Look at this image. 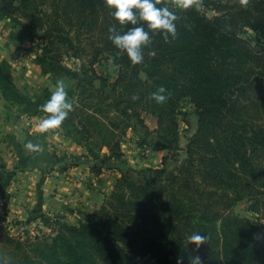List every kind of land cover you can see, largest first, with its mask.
<instances>
[{
  "label": "trees",
  "instance_id": "trees-1",
  "mask_svg": "<svg viewBox=\"0 0 264 264\" xmlns=\"http://www.w3.org/2000/svg\"><path fill=\"white\" fill-rule=\"evenodd\" d=\"M201 3L213 15L195 4L177 13L161 0L157 6L177 16L176 36L166 41L145 26L150 43L134 65L112 44L109 28L123 34L135 26L119 25L104 0L2 1V11L25 22L51 62L76 56L87 32L92 41L81 53L93 78L103 55L118 69L112 83L118 103L83 75L64 84L91 150L114 153L131 120L146 127L149 115L157 144L176 156L186 100L197 128L168 178L135 184L121 173L81 223L58 217L49 236L0 235V264H192L194 257L200 264H264V225L231 213L241 202L264 211V38L252 43L242 35L264 34V0ZM161 86L167 100L158 104L152 93ZM195 234L202 243H191Z\"/></svg>",
  "mask_w": 264,
  "mask_h": 264
},
{
  "label": "crops",
  "instance_id": "crops-1",
  "mask_svg": "<svg viewBox=\"0 0 264 264\" xmlns=\"http://www.w3.org/2000/svg\"><path fill=\"white\" fill-rule=\"evenodd\" d=\"M2 1L0 225L12 218L15 225L27 227L41 222L47 226L54 214L68 223L79 224L85 212L103 203L121 173L135 184L168 178L197 128L191 104L188 103L190 111L185 110L179 120L177 141L181 149L176 156L157 144L158 137L152 132L155 120L149 115L143 117L146 127L134 118L131 120L114 153L105 148L100 152L91 150L70 113L60 126L41 132L40 123L50 114L41 111L40 106L48 101L58 81L72 86L77 75H83L118 103L112 84L116 67L108 63L109 77L100 81L88 70L75 74L76 65H86L83 58L82 62L74 57H66L59 64L51 62L42 55L40 40L30 35L20 18L2 11ZM21 50L23 57L18 55ZM189 115L195 116V126H189ZM133 141L140 151L133 148Z\"/></svg>",
  "mask_w": 264,
  "mask_h": 264
},
{
  "label": "clouds",
  "instance_id": "clouds-1",
  "mask_svg": "<svg viewBox=\"0 0 264 264\" xmlns=\"http://www.w3.org/2000/svg\"><path fill=\"white\" fill-rule=\"evenodd\" d=\"M104 3L112 10L111 15L119 25L135 26L123 34H120L115 27L109 28L111 33L109 39L112 44L122 53H126L134 65L143 61L142 47L150 43L149 31L145 30V26L151 31L159 30L166 41L169 36L173 38L176 36L177 16L167 7H158L161 0H104ZM198 3L199 0H174V6L180 9H187ZM165 92L164 87H159L152 93V99L158 104L164 103L167 100ZM40 108L41 111L50 114L40 123L41 132L60 126L68 117L73 105L67 100V92L62 81L57 82L50 98ZM204 239V236L195 234L191 237V243L198 245ZM192 264H200L199 257H194Z\"/></svg>",
  "mask_w": 264,
  "mask_h": 264
},
{
  "label": "rangeland",
  "instance_id": "rangeland-1",
  "mask_svg": "<svg viewBox=\"0 0 264 264\" xmlns=\"http://www.w3.org/2000/svg\"><path fill=\"white\" fill-rule=\"evenodd\" d=\"M167 1H168L169 5L172 8H174L177 13H181L182 9L177 8V7L174 6V0H167ZM211 15H213L212 11H210V12H208L206 14V16H211ZM20 20L23 22V24H25V22L22 19H20ZM95 34H98V32H94L93 35H91V36H95ZM81 35L82 36L80 38H82V39H81V42H80V47L77 50V55L74 56V58L78 59L79 62L83 61L82 58L85 61L89 60V59H86V58H89V57L86 56L85 53H81V50H82V47H84L85 50L88 52L90 41H92V39L90 40V38L88 37L87 32H82ZM242 35L245 38H247L252 43H255L259 39L264 38V34L262 32L244 31L242 33ZM97 44H99V43H97ZM88 55L91 56V53L89 52ZM103 58L104 59H101L98 64H95L93 66V70H94L96 76L99 77L98 80H100V81L104 80L103 77H109L107 72H110V70L106 67V66H108V63H110V59H109L108 55H103ZM64 59H66V58L64 57L63 60ZM106 59H108V60L106 61ZM81 64L82 63H80V65H76L77 71H75V74H76V72L77 73L78 72L79 73H84L85 70H88L87 63H86V65L82 64V66L85 67L83 70H82ZM117 72H118V69L115 68L114 74H117ZM90 74H91V72H90ZM75 76H73V77H75ZM141 76L144 77V74H141ZM183 103L184 104L181 105L182 106L181 107V111L183 113H184L185 110L187 112L190 111V109H189L190 107H188L189 106L188 105L189 102L186 100ZM191 108H192V105H191ZM191 112H192V109H191ZM194 118H195V116H193V115L187 116L186 120L189 122V126H190V124H193V126H195V119ZM181 119H182V117H181ZM183 156H184V153L181 156V158ZM30 173H32V172L31 171L28 172V174H30ZM247 206H248L247 203L241 202V203L237 204L231 210V213H233V214H235V215H237L239 217H244V218L248 217V218H251V219L256 218L257 220L260 221L261 224L264 225V211L262 209L260 210L259 206H257V205H253L252 210L248 211L247 210ZM56 218H58V216H56L55 214L52 215L49 218V220H47V223H46L47 226L43 225L44 223H41V222L36 223L35 222V223H32V224L28 225L27 227H24V226H21V225H15V223H11V222H13L14 219L10 218L9 220L5 221V224H1L0 225V235L14 237V238H16L18 240H24L26 238L32 239V238H34L36 236H49V235H51L53 233V227H54V222H55ZM147 264H151V261H147Z\"/></svg>",
  "mask_w": 264,
  "mask_h": 264
},
{
  "label": "built area",
  "instance_id": "built-area-1",
  "mask_svg": "<svg viewBox=\"0 0 264 264\" xmlns=\"http://www.w3.org/2000/svg\"><path fill=\"white\" fill-rule=\"evenodd\" d=\"M197 9H199L202 13H204L205 15L210 12L209 10H207L206 8L203 7L202 3H201V0H199V3L198 4H195ZM18 55L20 57H23L24 56V52L21 50L18 52ZM133 144H134V149H136V151H140L139 149V146H137L136 142L133 141ZM143 153H146L145 151H143Z\"/></svg>",
  "mask_w": 264,
  "mask_h": 264
},
{
  "label": "water",
  "instance_id": "water-1",
  "mask_svg": "<svg viewBox=\"0 0 264 264\" xmlns=\"http://www.w3.org/2000/svg\"><path fill=\"white\" fill-rule=\"evenodd\" d=\"M41 34V31H38V35H40Z\"/></svg>",
  "mask_w": 264,
  "mask_h": 264
}]
</instances>
